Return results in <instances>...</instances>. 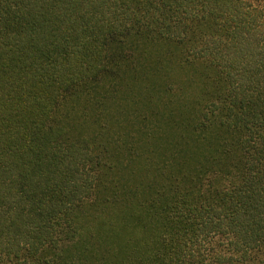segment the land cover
<instances>
[{
  "label": "trees",
  "instance_id": "16d2710c",
  "mask_svg": "<svg viewBox=\"0 0 264 264\" xmlns=\"http://www.w3.org/2000/svg\"><path fill=\"white\" fill-rule=\"evenodd\" d=\"M44 251L264 264V0H0V263Z\"/></svg>",
  "mask_w": 264,
  "mask_h": 264
},
{
  "label": "rangeland",
  "instance_id": "374dc122",
  "mask_svg": "<svg viewBox=\"0 0 264 264\" xmlns=\"http://www.w3.org/2000/svg\"><path fill=\"white\" fill-rule=\"evenodd\" d=\"M230 145L225 144L221 147H218L212 151L207 159L206 164L208 167L219 171L221 173H229L231 177H234L235 174L240 172L238 168L240 154L238 151L229 147ZM21 258H27L35 264H46L48 254L44 251L36 256L22 255ZM17 259L13 258L11 260H5L0 264H14Z\"/></svg>",
  "mask_w": 264,
  "mask_h": 264
}]
</instances>
